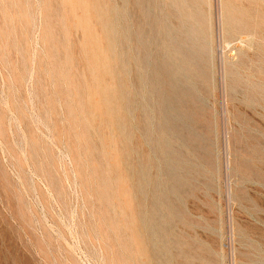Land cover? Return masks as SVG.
<instances>
[{"label": "rangeland", "instance_id": "374dc122", "mask_svg": "<svg viewBox=\"0 0 264 264\" xmlns=\"http://www.w3.org/2000/svg\"><path fill=\"white\" fill-rule=\"evenodd\" d=\"M0 264H264V0H0Z\"/></svg>", "mask_w": 264, "mask_h": 264}]
</instances>
